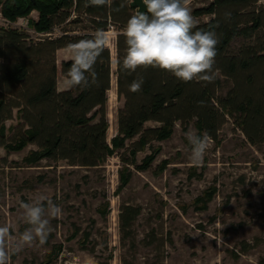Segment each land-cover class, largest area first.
Returning a JSON list of instances; mask_svg holds the SVG:
<instances>
[{
	"label": "trees",
	"instance_id": "16d2710c",
	"mask_svg": "<svg viewBox=\"0 0 264 264\" xmlns=\"http://www.w3.org/2000/svg\"><path fill=\"white\" fill-rule=\"evenodd\" d=\"M132 0H110L92 5L90 0H0V10L10 20L28 17L32 27L51 36L33 37L25 30L0 28V145L8 151H22L27 166L43 159L66 161L69 165L96 167L115 153L125 166L121 172L122 189L130 180L131 166H137L138 153L153 141L170 138L178 123L184 130L195 123L197 136L207 134L219 142V132L231 118L255 146L264 145V5L259 0H210L193 9L195 17H208L193 31H213L218 38L212 82H183L172 73L151 66L130 72L122 67L126 55L123 35L128 19L138 12ZM58 28L59 32L55 31ZM115 29L117 133L108 141L109 91L113 52L105 34ZM102 33L105 44L91 68L88 42ZM76 47L77 59L64 60L58 68L56 53ZM77 68L87 69V85H74ZM59 71L70 88L59 89ZM143 79L138 92L130 91L133 80ZM17 110L19 124L15 139L7 136L6 121ZM155 123L147 126V123ZM123 151V152H121ZM158 149L147 155L139 169L155 161ZM167 161L163 162V170ZM200 198L208 202L212 199ZM108 203L103 210L107 215ZM141 209L125 206L121 219L132 226ZM53 259L48 260L49 264Z\"/></svg>",
	"mask_w": 264,
	"mask_h": 264
},
{
	"label": "rangeland",
	"instance_id": "374dc122",
	"mask_svg": "<svg viewBox=\"0 0 264 264\" xmlns=\"http://www.w3.org/2000/svg\"><path fill=\"white\" fill-rule=\"evenodd\" d=\"M209 1L189 0L187 6L192 14ZM259 4L264 5V0ZM37 14L32 11L28 16L31 27ZM193 17L196 24L209 19ZM105 38L114 55L109 91L111 142L121 105L115 29L106 32ZM64 80L59 71V89ZM18 124L15 110L13 118L6 121L9 140L15 139ZM190 131L197 135L195 123L187 130L178 123L170 138L155 140L139 152L137 166L158 149L149 168L131 166L130 180L120 190L125 164L119 153L96 167L49 159L27 166L23 158L37 149L35 144L22 151H8L0 145V227L9 230L7 264H45L50 259L49 264H264V145H251L228 118L219 132V142L209 137L202 162L195 164ZM165 161L168 164L161 170ZM210 192L212 199L203 201ZM41 197L58 205L61 215L47 217L52 231L44 244L36 241L13 253L30 227L21 203ZM125 206L141 209L129 228L121 219Z\"/></svg>",
	"mask_w": 264,
	"mask_h": 264
},
{
	"label": "clouds",
	"instance_id": "9594fccd",
	"mask_svg": "<svg viewBox=\"0 0 264 264\" xmlns=\"http://www.w3.org/2000/svg\"><path fill=\"white\" fill-rule=\"evenodd\" d=\"M90 3L100 6L110 3V0H90ZM142 3L146 11L132 15L123 32L127 50L122 67L135 72L139 67L151 66L168 71L183 82H212L215 79L213 65L218 38L213 31H193L196 21L187 6L189 0H142ZM88 44L92 49L86 61L90 69L105 44L103 34L97 33L96 40ZM86 70L77 68L74 85H87ZM142 84V78L133 80L130 91H140ZM188 139L193 145L191 159L199 164L209 147L210 138L207 134L201 138L190 131ZM45 200L46 197H41L32 203H21L24 219L30 227L23 232L19 243L12 249L13 253L21 251L24 245L46 242L52 231L47 217L60 216L61 208L51 200H47L45 207ZM8 232L7 227H0V264H7L5 239Z\"/></svg>",
	"mask_w": 264,
	"mask_h": 264
},
{
	"label": "built area",
	"instance_id": "2783aa9c",
	"mask_svg": "<svg viewBox=\"0 0 264 264\" xmlns=\"http://www.w3.org/2000/svg\"><path fill=\"white\" fill-rule=\"evenodd\" d=\"M0 28H5V29L16 28V29L25 30L33 37L51 36L53 34L50 32H46V33L37 32L33 27L30 26L29 17H19L17 20L12 21L8 19L1 10H0ZM55 31L59 32L58 28H55Z\"/></svg>",
	"mask_w": 264,
	"mask_h": 264
},
{
	"label": "crops",
	"instance_id": "0c3cea01",
	"mask_svg": "<svg viewBox=\"0 0 264 264\" xmlns=\"http://www.w3.org/2000/svg\"><path fill=\"white\" fill-rule=\"evenodd\" d=\"M37 17H38V14H37ZM78 56H79V51L76 47H68V48L59 49L56 53L58 68L59 69L61 68V63L64 60L77 59ZM64 79L65 80L60 90H66L70 88L69 80L66 77H64Z\"/></svg>",
	"mask_w": 264,
	"mask_h": 264
},
{
	"label": "water",
	"instance_id": "95a60500",
	"mask_svg": "<svg viewBox=\"0 0 264 264\" xmlns=\"http://www.w3.org/2000/svg\"><path fill=\"white\" fill-rule=\"evenodd\" d=\"M131 6L133 8H135V9H137L138 12L139 11H141V12H145L146 11V6L143 5L142 0H132L131 1Z\"/></svg>",
	"mask_w": 264,
	"mask_h": 264
}]
</instances>
